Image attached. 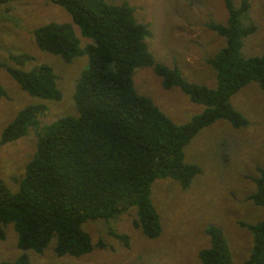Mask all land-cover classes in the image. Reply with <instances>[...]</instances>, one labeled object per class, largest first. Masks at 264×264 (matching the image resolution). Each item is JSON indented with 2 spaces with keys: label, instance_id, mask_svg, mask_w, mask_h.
<instances>
[{
  "label": "trees",
  "instance_id": "trees-1",
  "mask_svg": "<svg viewBox=\"0 0 264 264\" xmlns=\"http://www.w3.org/2000/svg\"><path fill=\"white\" fill-rule=\"evenodd\" d=\"M13 0H0V4ZM63 7L71 22L50 21L33 29L34 42L43 51L59 55L65 62L87 56L73 92L76 114H68L39 127L43 103L26 104L5 125L0 144L15 140L29 128L36 132L35 150L10 190L0 180V239L4 226L12 223L17 245L41 253L55 238L56 255L80 256L92 250L90 235L82 228L88 219L110 218L135 207L134 226L148 238L160 234L159 216L150 199L151 183L160 177L175 178L187 188L200 169L184 161V146L203 127L219 119L233 127L247 119L233 107L230 97L251 81L264 89V49L259 55L244 56L242 38L255 26L246 21L248 0L236 6L223 0L224 23L206 26L224 37L225 44L207 58L215 70L216 85L187 81L179 68L157 62L146 38L148 23L134 17L127 2L107 0H46ZM91 41L79 45L73 26ZM17 65L33 56L23 52L10 55ZM1 65V64H0ZM151 66L164 88L178 87L195 103L200 113L183 124L174 123L153 101L138 94L133 86L136 67ZM8 74L29 95L58 100L56 75L50 65L40 63L29 70L5 66ZM0 87V96L4 95ZM256 189L248 198L264 206V162L253 178ZM252 234L253 244L244 264H264V219L240 221ZM124 246L128 237L109 230ZM209 245L199 250L201 264H233L221 229L208 224ZM97 246L103 247L98 241ZM0 264H30L25 252ZM158 264V263H156Z\"/></svg>",
  "mask_w": 264,
  "mask_h": 264
},
{
  "label": "rangeland",
  "instance_id": "rangeland-1",
  "mask_svg": "<svg viewBox=\"0 0 264 264\" xmlns=\"http://www.w3.org/2000/svg\"><path fill=\"white\" fill-rule=\"evenodd\" d=\"M127 2L134 8L136 20L148 23L146 38L149 51L157 62L176 65L190 82L215 87V70L207 62L224 44V37L206 26L209 21L224 23L227 11L223 0H107ZM241 0H233L237 6ZM246 21L254 31L242 38L244 56L259 55L264 49V0H248ZM71 22L69 13L46 0H13L0 4V134L16 112L26 104L43 103L46 110L38 117L39 127L58 117L76 114L73 100L76 80L87 66V56L65 62L59 55L43 51L34 42L33 29L44 23ZM79 45L91 40L72 25ZM29 53L32 60L15 64L10 55ZM46 63L56 75L61 97L42 99L29 95L8 74L5 66L29 70ZM133 86L138 94L149 97L174 123L183 124L200 113L204 105L192 102L178 87L166 89L151 66L134 69ZM230 102L247 124L233 127L219 119L200 129L184 146V161L195 163L200 171L187 188L172 177L156 178L150 187V199L159 216L160 234L145 237L133 225L135 207L104 219H88L82 228L95 244L80 256L56 255L55 238L41 253L22 250L17 245V232L12 223L4 226L0 239V262L13 261L25 252L30 264H201L198 252L209 245L205 233L208 224L218 226L229 247L233 264H244L253 244L251 232L240 221L256 223L264 219V206L255 205L248 195L256 189L253 178L264 162V89L256 81L241 87ZM29 128L25 135L0 144V180L12 191L32 158L36 132ZM109 230L124 233L128 245ZM101 241L103 247L96 243Z\"/></svg>",
  "mask_w": 264,
  "mask_h": 264
}]
</instances>
